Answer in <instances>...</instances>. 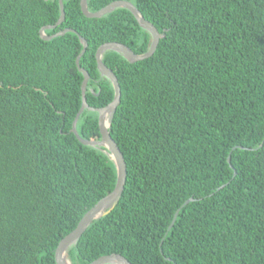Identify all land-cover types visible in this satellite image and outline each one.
<instances>
[{"label":"trees","instance_id":"trees-1","mask_svg":"<svg viewBox=\"0 0 264 264\" xmlns=\"http://www.w3.org/2000/svg\"><path fill=\"white\" fill-rule=\"evenodd\" d=\"M79 1L62 0L63 22L44 32L75 34L44 41L57 0H0V264H56L59 242L115 185L108 157L71 132L81 105L78 36L95 109L113 98L96 50L120 43L143 54L150 39L127 10L88 19ZM114 1L130 2L162 38L133 64L102 57L120 89L109 135L126 179L116 206L67 258L264 264V0H87V8ZM75 126L79 138L100 139L96 113L84 110Z\"/></svg>","mask_w":264,"mask_h":264},{"label":"water","instance_id":"water-1","mask_svg":"<svg viewBox=\"0 0 264 264\" xmlns=\"http://www.w3.org/2000/svg\"><path fill=\"white\" fill-rule=\"evenodd\" d=\"M57 3L59 8V17L57 21L55 22V24L51 26L42 27L39 31V36L44 41H48L55 37L63 36L65 33L75 34V32L70 29H64L51 36L45 35L44 32L46 30L54 29L55 27L59 26L64 20V10L62 5V0H57ZM79 5H80L81 13L85 18L88 19L102 18L103 16L113 12L116 9L127 10L133 16L139 28L145 31L149 35L150 41L147 51L143 54H134L127 46L120 43H106L101 45L96 50L94 56L96 70L101 78L106 79L110 83L113 90V98L111 102L105 107L95 109L89 107L85 99L86 87L90 78L88 73L79 67L78 62L82 54L85 52L87 43L83 38L78 36V40L82 46V49L75 59V65L77 71L82 75V82L80 86L81 105L72 123L71 132L79 141V143H81L83 146L98 149L108 157V159L114 165L116 172V181L113 190L107 196H105L100 201H98L89 211H87L80 219L75 229L59 242L54 253V260L56 264H71V262L66 256L67 251L71 247L75 246L80 236L84 233V231L93 221L98 220L101 217L105 216L116 206L123 191V187L126 179V165L123 156L119 151V148L117 147V145L109 135V129L111 126L112 118L115 113L116 107L119 105L120 89L117 79L113 74V72L102 63V57L106 52H114L120 55L127 63L133 64L151 57L156 50L159 40L162 38V35L159 34L157 29L151 23L144 20L141 14L138 12V10L128 1H114L93 13L88 11L87 0H80ZM95 96H97V94ZM84 110L96 113L97 115V125L100 134V139L97 141L83 140L79 138V136L76 133V126H75L76 121ZM190 201L191 200L186 201L184 205H186ZM177 213L178 211L175 213L170 227L173 225ZM90 264H130V263L120 255H109V256L100 257L94 260L93 262H91Z\"/></svg>","mask_w":264,"mask_h":264},{"label":"flooded vegetation","instance_id":"flooded-vegetation-1","mask_svg":"<svg viewBox=\"0 0 264 264\" xmlns=\"http://www.w3.org/2000/svg\"><path fill=\"white\" fill-rule=\"evenodd\" d=\"M150 41V40H149ZM90 91H91V88H90Z\"/></svg>","mask_w":264,"mask_h":264}]
</instances>
